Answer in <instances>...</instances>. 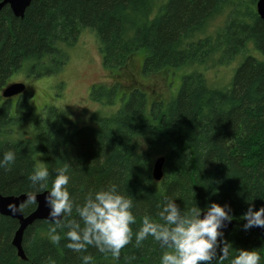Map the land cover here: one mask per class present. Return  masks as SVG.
Instances as JSON below:
<instances>
[{"label": "trees", "instance_id": "trees-1", "mask_svg": "<svg viewBox=\"0 0 264 264\" xmlns=\"http://www.w3.org/2000/svg\"><path fill=\"white\" fill-rule=\"evenodd\" d=\"M251 2L245 12H232L221 33L205 39L195 37L234 0H31L22 18L8 6L0 9V90L26 61L34 62V76L50 57H58L61 67L65 58L56 45L74 44L82 29L96 33L104 69L113 76L122 73L120 83L116 79L110 88L91 89L94 101L120 102L114 114L97 119L96 127L78 128L53 112L37 119L31 138L12 140L18 121L12 104L0 100V158L9 150L16 154L13 164L0 168V194L50 191L55 170L67 164L74 205L115 184L133 201V233L145 216L163 223L158 206L168 200L183 211L194 203L201 209L213 202L228 205L233 226L218 240L232 249L223 264H230L239 249L258 252L264 264V232L245 231L242 218L250 204L253 210L264 207V21L256 13L257 0ZM217 53V62L243 56L223 89L191 68L205 66ZM138 54L144 57L141 75L183 72L173 99L121 87L123 73ZM159 157L165 158L163 177L155 181L152 170ZM41 162L49 178L33 185L28 176ZM35 208L26 201L20 211L27 216ZM69 219L79 221L75 207L65 222ZM50 226L38 220L26 228L22 247L27 259L22 260L12 245L18 221L0 215V264H81L82 255H91L92 264H160L166 250L151 236L137 246L133 235L118 258L94 246L76 252L66 247L68 229H57V244Z\"/></svg>", "mask_w": 264, "mask_h": 264}, {"label": "clouds", "instance_id": "clouds-1", "mask_svg": "<svg viewBox=\"0 0 264 264\" xmlns=\"http://www.w3.org/2000/svg\"><path fill=\"white\" fill-rule=\"evenodd\" d=\"M16 160V154L9 150L0 158V168L11 165ZM56 176L52 180L51 190L45 196L49 208L51 241L59 243L61 235L57 229L67 228L64 233L69 241L66 247L76 251H86L88 246H94L100 253L119 257L120 250L128 245L135 235L137 246L151 236L160 246L166 249L160 257V264H223L230 258L232 245L224 241L221 229L230 222L232 210L228 205L211 203L205 209L196 206L183 211L173 200H168L158 211L163 223L154 222L145 216L139 230L133 233L132 224L136 219L132 214L133 201L117 191L115 184L106 190L89 193L82 205H74L67 189L70 176L69 166L55 170ZM49 170L42 162L28 176L33 185L46 182ZM35 200V196H30ZM79 217L69 219L73 209ZM249 205L242 218L245 221V231L259 227L264 228V207L253 210ZM82 222V225H81ZM219 250V255L217 253ZM261 257L256 251L239 249L230 259V264H260ZM91 255H82L81 264H92Z\"/></svg>", "mask_w": 264, "mask_h": 264}, {"label": "rangeland", "instance_id": "rangeland-1", "mask_svg": "<svg viewBox=\"0 0 264 264\" xmlns=\"http://www.w3.org/2000/svg\"><path fill=\"white\" fill-rule=\"evenodd\" d=\"M163 2L164 0H162ZM235 4H239L238 7ZM252 6L251 0H234V3L229 7L224 8L221 13L211 18L195 39L215 37L221 33L227 18L234 10L245 12ZM56 47L65 58L61 67H59L58 57H50L35 69V73L40 75L34 76L30 74L34 62L26 61L22 64L21 69L8 80L7 85L15 82L23 83L26 89L24 97L18 100L12 109L16 113L15 118L18 121L10 135L12 140L31 138L32 127L37 119L53 112L63 114L78 128H81L84 126L96 127L97 119L110 116L120 108L119 101L110 104L107 101L104 103L94 101L90 97L93 87L110 88L115 84L116 79L120 83L119 79L122 74L113 76L104 69L100 53L101 44L93 30L82 29L74 44L58 43ZM248 47L251 45L249 44ZM219 56L218 53L214 55V58L208 61L205 66L194 65L191 68L192 70H202L209 85L219 86L223 89L229 87L243 56L237 55L229 61L222 59L217 62ZM143 58L141 54L133 58L126 72L123 73L121 87H130V89L138 87L151 96L165 97L166 101L173 99L180 88L183 72L141 75ZM5 87L0 90L1 101ZM160 100L164 101V98Z\"/></svg>", "mask_w": 264, "mask_h": 264}, {"label": "water", "instance_id": "water-1", "mask_svg": "<svg viewBox=\"0 0 264 264\" xmlns=\"http://www.w3.org/2000/svg\"><path fill=\"white\" fill-rule=\"evenodd\" d=\"M31 0H0V9L4 6H8L15 17L22 18L26 8L29 6ZM256 13L261 20L264 21V0H257ZM25 91V85L23 83H15L7 86L3 92L2 97L10 99L16 95L22 94ZM165 158L159 157L153 164L152 177L155 181H160L163 177V165ZM49 190L36 194H20L17 196H2L0 194V215L16 219L18 221V229L16 230L12 245L17 251V255L20 259L26 260L27 257L22 247V237L24 231L28 226L38 220L50 221L49 208L45 201V196ZM35 196V200H30V196ZM26 201H32L36 204L35 210L27 216H24L20 211V206ZM226 226L221 231L229 230L233 226V221L225 222ZM252 229L264 232V228L253 227Z\"/></svg>", "mask_w": 264, "mask_h": 264}, {"label": "flooded vegetation", "instance_id": "flooded-vegetation-1", "mask_svg": "<svg viewBox=\"0 0 264 264\" xmlns=\"http://www.w3.org/2000/svg\"><path fill=\"white\" fill-rule=\"evenodd\" d=\"M15 83H17V82H15ZM15 83H13V84H15ZM7 86H9V85H7ZM25 93H26V89H25V91L22 94L16 95V96H14V97H12L10 99L3 98L2 102L8 101V102H10L12 104V106L14 108L16 106V104L18 103V100H20L22 97H24ZM15 114L16 113H14V115Z\"/></svg>", "mask_w": 264, "mask_h": 264}]
</instances>
